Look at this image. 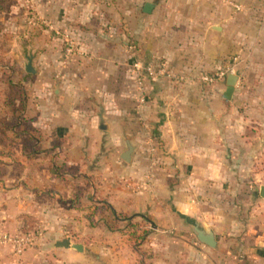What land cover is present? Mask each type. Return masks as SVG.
I'll return each instance as SVG.
<instances>
[{
	"label": "crops",
	"instance_id": "1",
	"mask_svg": "<svg viewBox=\"0 0 264 264\" xmlns=\"http://www.w3.org/2000/svg\"><path fill=\"white\" fill-rule=\"evenodd\" d=\"M29 1L39 23H0L13 31L7 47L22 32L14 57L32 56L35 69L9 85L23 97L0 123V234L25 215L44 234L19 255L0 244V264H264V137L246 134L241 111L264 95L248 87L264 81V0ZM135 60L154 69L142 73V103ZM128 221L145 224L139 245ZM64 238L83 251L57 247Z\"/></svg>",
	"mask_w": 264,
	"mask_h": 264
},
{
	"label": "rangeland",
	"instance_id": "2",
	"mask_svg": "<svg viewBox=\"0 0 264 264\" xmlns=\"http://www.w3.org/2000/svg\"><path fill=\"white\" fill-rule=\"evenodd\" d=\"M30 3L31 2L29 0H0V23L13 21V16H16V19L18 20L27 16V18L31 20V24L39 23L40 19L38 18L37 12L34 10L35 7H30ZM13 8L15 9L14 12L15 14L11 12L12 10H14ZM261 15L264 16V5L261 11ZM12 33H13L12 30L10 29L8 30L5 28L0 31V123L1 124L7 122V120L5 119L6 117L8 116L11 117V112H13L11 108H15L14 105L20 104L21 102L18 97L19 96L18 90H16L17 93L13 92L14 88H11L12 89L11 92H9L8 90L10 87L9 85L17 86L18 85L17 82L20 83L22 81V78L25 75L24 64L27 61L24 58V54H20V58L14 57V54L16 55L17 53H19V51H22V47H24L25 44H27L25 43V39L22 36V32L21 33L17 32V35L21 34L20 35L21 37L18 38L20 40H17L16 45L14 47H7L3 45L4 39H8ZM241 71L242 69L240 70L239 68L237 70V74H240ZM12 82H16V83L11 84ZM249 82L250 84L248 85V87L250 88L260 85V89H264L263 87L264 81L262 79H252V80L250 79ZM251 96H253V98H251L252 100L250 101L249 104L246 103L247 104L246 109L242 108L241 111H243V113L245 112V115L249 120L248 122L249 124L246 127L247 128L246 134L250 137H258L257 140H260L264 137V95L262 94L256 98L253 92ZM17 97L18 100H16ZM8 112L10 114H8ZM258 150L260 151V154L258 156L259 160L257 161V165L258 166L261 165V167L263 168L264 148L260 147ZM72 241L74 243H80L81 240L78 238H73ZM129 241L132 244V246L137 245L135 243L137 240L130 239ZM144 264H147V262ZM179 264H183V263H179Z\"/></svg>",
	"mask_w": 264,
	"mask_h": 264
},
{
	"label": "built area",
	"instance_id": "3",
	"mask_svg": "<svg viewBox=\"0 0 264 264\" xmlns=\"http://www.w3.org/2000/svg\"><path fill=\"white\" fill-rule=\"evenodd\" d=\"M224 2H227L231 4L229 0H222ZM64 55L69 56L74 51V43L70 39H68L67 36H65L64 40ZM132 67L135 72V78L134 81L137 86V90L139 92L138 95V102L142 103L145 100V82H144V76L142 75L143 72H146L148 74H153L154 69L152 66L147 65L144 66L140 60H135L132 63ZM225 75V72L223 70H220L216 75H203L201 77V80L204 82L211 83L214 81L216 77H223ZM44 229L42 226L38 225L35 229H33L31 232L28 233H22L20 231L10 233V232H4L0 234V244H5L10 246L12 252L14 254H21L26 248L35 245L38 243L41 238L43 237Z\"/></svg>",
	"mask_w": 264,
	"mask_h": 264
},
{
	"label": "water",
	"instance_id": "4",
	"mask_svg": "<svg viewBox=\"0 0 264 264\" xmlns=\"http://www.w3.org/2000/svg\"><path fill=\"white\" fill-rule=\"evenodd\" d=\"M151 6V4L146 3L144 6L145 11ZM26 63L24 64V70L27 73H34L35 69L32 65V56H26ZM238 76L233 73H229L226 78V88L223 93V98L226 100H229L231 98V95L234 90V85L237 81ZM126 142V148L123 150V152L120 155V158L124 162H130L131 161V154L134 150V146L131 144L130 140L128 138L125 139ZM260 196L264 198V186L260 187ZM192 231L195 234L197 240L201 242L202 244H205L209 247H214L216 244L213 231L206 228L199 227V224L195 222L192 226ZM56 246L60 248H71L72 250L82 252L83 251V245L81 243H74L71 242L68 238H64L61 240H58L56 242Z\"/></svg>",
	"mask_w": 264,
	"mask_h": 264
},
{
	"label": "trees",
	"instance_id": "5",
	"mask_svg": "<svg viewBox=\"0 0 264 264\" xmlns=\"http://www.w3.org/2000/svg\"><path fill=\"white\" fill-rule=\"evenodd\" d=\"M26 76H29V75H26ZM17 90L20 92L19 97L21 96L23 97L24 90L21 89V87H18ZM22 220H23V224L20 229V232L22 233L31 232L37 226V221L31 215L23 216ZM143 225L145 224H142L141 222H131V221H128V223L126 224L127 228L132 229L135 232L133 234V239L137 240L135 242L137 245H139V241H141L145 237V234H146V230L141 229ZM138 230H142L141 231L142 233L136 235V231Z\"/></svg>",
	"mask_w": 264,
	"mask_h": 264
}]
</instances>
